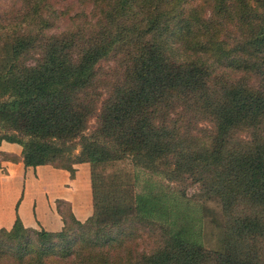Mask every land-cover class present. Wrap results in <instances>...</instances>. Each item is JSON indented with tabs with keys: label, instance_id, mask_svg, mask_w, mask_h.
<instances>
[{
	"label": "trees",
	"instance_id": "1",
	"mask_svg": "<svg viewBox=\"0 0 264 264\" xmlns=\"http://www.w3.org/2000/svg\"><path fill=\"white\" fill-rule=\"evenodd\" d=\"M85 1L94 21L77 12L81 22L59 31H47L51 0H21L0 23V140L17 142L25 165L71 174L84 161L91 173V213L60 210L55 231L16 218L0 228V264H264V0ZM107 58L120 77L100 97L96 64ZM119 159L216 198L220 246L138 210L95 220L108 191L96 166Z\"/></svg>",
	"mask_w": 264,
	"mask_h": 264
},
{
	"label": "rangeland",
	"instance_id": "2",
	"mask_svg": "<svg viewBox=\"0 0 264 264\" xmlns=\"http://www.w3.org/2000/svg\"><path fill=\"white\" fill-rule=\"evenodd\" d=\"M51 2L56 3L55 9L50 12L51 25L47 31H59L73 22H81L77 12L81 18L83 14L86 22L94 21L96 17L95 12L92 14L91 3L85 0H51ZM19 6H21V0H0V23L12 19L14 15L18 16ZM7 49L0 43V62L7 56ZM96 65L98 66L96 88L100 92V97H104L111 89L113 82L120 77V68L113 58L101 59ZM98 104L99 100L96 101L95 106ZM96 109L87 119L88 126H93L96 122ZM170 110L171 117H178V113L175 112L180 111V107L175 106ZM180 113L183 122L191 126L194 134L204 131L206 127L204 121H187L190 115L183 111ZM183 122L181 123L184 125ZM94 173L95 179L103 182L101 186L108 189L99 194L101 200H99L96 214L94 213L95 220L121 218L123 214L135 213L138 210L139 214L164 222L173 231L196 239L206 247L220 246L223 221L220 203L216 198L198 196L196 185L184 186L185 182L171 183L158 174L133 166L128 159L102 162L96 166ZM90 175L89 165V187ZM113 188L115 192L111 194L110 189ZM115 193L116 196H114ZM62 206L61 210L69 209L68 204ZM139 222L137 219L133 220L134 224L139 225Z\"/></svg>",
	"mask_w": 264,
	"mask_h": 264
},
{
	"label": "crops",
	"instance_id": "3",
	"mask_svg": "<svg viewBox=\"0 0 264 264\" xmlns=\"http://www.w3.org/2000/svg\"><path fill=\"white\" fill-rule=\"evenodd\" d=\"M21 146L0 140V228L17 218L27 228L55 231L62 226V205L77 220L91 213L88 162L72 165V172L49 163L25 165Z\"/></svg>",
	"mask_w": 264,
	"mask_h": 264
}]
</instances>
